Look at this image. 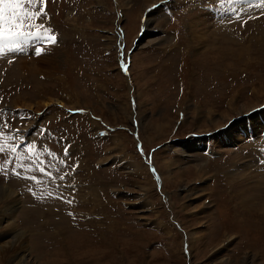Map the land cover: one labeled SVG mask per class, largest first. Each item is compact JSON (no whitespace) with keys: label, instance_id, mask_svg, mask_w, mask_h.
I'll return each instance as SVG.
<instances>
[{"label":"rangeland","instance_id":"374dc122","mask_svg":"<svg viewBox=\"0 0 264 264\" xmlns=\"http://www.w3.org/2000/svg\"><path fill=\"white\" fill-rule=\"evenodd\" d=\"M22 8L0 25L23 33L0 35V264H264V0Z\"/></svg>","mask_w":264,"mask_h":264},{"label":"snow or ice","instance_id":"6c2138e0","mask_svg":"<svg viewBox=\"0 0 264 264\" xmlns=\"http://www.w3.org/2000/svg\"><path fill=\"white\" fill-rule=\"evenodd\" d=\"M27 2L31 3L32 0H0V25L5 23H10L15 26V22L21 18L20 13L23 12L22 5ZM6 13H8L6 15ZM24 15H29L28 13H24ZM7 32L9 36L11 35H22L23 33H13L10 29L0 30V35H3V32ZM39 35L40 33H35ZM53 43H55L56 38L50 37ZM21 49L10 48L9 51L15 52ZM41 49H36V54L40 55ZM2 151V149H0Z\"/></svg>","mask_w":264,"mask_h":264},{"label":"bare ground","instance_id":"6f19581e","mask_svg":"<svg viewBox=\"0 0 264 264\" xmlns=\"http://www.w3.org/2000/svg\"><path fill=\"white\" fill-rule=\"evenodd\" d=\"M200 20H203V19H200ZM207 20V19H206ZM142 35H144V33L142 34ZM141 39L142 38H140V39H138L137 41H136V43L138 44L139 42H141ZM264 121V120H263ZM256 123V122H255ZM254 142H257V141H254ZM202 145V143L201 142H199L198 144H197V146L198 147H200ZM202 147V146H201ZM200 147V148H201ZM204 147V146H203ZM246 175V174H245ZM244 179V178H243ZM246 180H247V178H246ZM255 188V187H254ZM4 195H5V193H4ZM7 195H9V196H12L13 195V193H12V191H8L7 192ZM236 197H237V195H236ZM0 198H2V193H1V196H0ZM243 198V197H242ZM244 199V198H243ZM234 200V199H233ZM11 202V201H10ZM16 202H17V200H15L14 202H13V205L12 204H10L9 203V214L11 213L10 211H14V208L16 207ZM242 204V203H241ZM247 204V203H246ZM252 204V203H251ZM248 206V205H247ZM252 207V206H251ZM239 209V208H238ZM246 209H247V207H246ZM255 209V208H254ZM240 210V209H239ZM6 214H8V210L6 211V213L4 214L5 216H6ZM15 222V221H14ZM14 222H12L11 224H13L14 226H15V223ZM13 225L11 226V228L13 229ZM15 230V229H14ZM18 234L16 235V243L20 240V238L22 237V233H20V232H17ZM15 242V241H14ZM10 246V245H9ZM6 247V246H5ZM5 247H3L2 248V254H4V255H6L7 254V250H5ZM23 257H24V255H22L17 261L18 262H21V263H17V264H22V259H23Z\"/></svg>","mask_w":264,"mask_h":264}]
</instances>
